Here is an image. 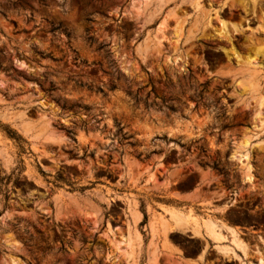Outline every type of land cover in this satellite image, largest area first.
I'll return each instance as SVG.
<instances>
[{"label":"rangeland","instance_id":"374dc122","mask_svg":"<svg viewBox=\"0 0 264 264\" xmlns=\"http://www.w3.org/2000/svg\"><path fill=\"white\" fill-rule=\"evenodd\" d=\"M263 28L264 0H0V264H241L172 215L264 252V58L225 53Z\"/></svg>","mask_w":264,"mask_h":264},{"label":"bare ground","instance_id":"6f19581e","mask_svg":"<svg viewBox=\"0 0 264 264\" xmlns=\"http://www.w3.org/2000/svg\"><path fill=\"white\" fill-rule=\"evenodd\" d=\"M218 21L220 23V26H217V29H219V30L222 29L223 31L228 32V26H227L226 21L221 17H218ZM176 25L177 26L180 25V20H176ZM261 31H262L261 34L264 38V28ZM255 46H254V48H255ZM257 46H259V45L257 44ZM260 46H261V44H260ZM251 50L252 49H250L249 51H242L229 38L227 40V43H226L225 53H226L229 61L233 63L232 65L240 67L242 65L245 66L248 64L249 65H255L258 62H260V60L262 58H264V47H262V46L256 47L254 51H251ZM244 66H243V68H241V71H240V69H239V71L240 72L243 71L245 73L248 72L247 74L251 75L250 71L248 70L251 66L246 70L244 69ZM247 67L248 66H246V68ZM236 69H238V68H236ZM236 69L234 68L232 70L236 71ZM239 71H237V72L239 73ZM247 74H245V77ZM247 76H249V75H247ZM249 77L253 78V76H249ZM241 78L244 79L243 77H241ZM242 79L240 80V78H239L240 81H238V80L235 81L236 82V84L234 85L235 90L233 92H236L238 95L239 94L241 95L242 93L247 92V89L245 87L248 85H246V84L251 82L253 85L250 83L249 86L252 89V86L254 87V83L256 82V81L247 80V78L245 81H243ZM241 81H243V82H241ZM246 81H250V82L247 83ZM243 83L245 84V86ZM256 85H257V87L260 88V86H259L260 84L258 85V83L256 82L255 87H256ZM250 87H247V88H250ZM261 88H263V87H261ZM254 89L252 91H249L250 93L252 92V95L253 94L255 95V96L253 95V99H252L254 101V104L251 103L252 101H250V103H251L250 106H252V111H253L252 115H253V123L255 124L254 127L257 130L261 131L262 129H264V101H263L264 96L261 97L262 95L259 93V91L256 88H254ZM247 93H246V95H247ZM249 94H248V97L249 96L251 97L252 95H249ZM254 98H255V100H254ZM27 123L28 122H25L24 124L22 123L23 129L27 133H31L35 136L39 135L45 129V128H43V130H42V126L45 127V125H42L41 123H40L41 125L39 124L40 126H38V125L36 126L37 128H35V127L33 128L32 126H30L31 123H29L30 125ZM250 143H251L250 137H248L247 135L245 138L237 141L236 144L234 145V149H233V151H234L233 152V158L237 159V161L239 162V164H240L239 167H241L240 169L242 170V174H243V177L245 179V182H248L252 185L255 183L256 177H255V172H254V169L252 166L253 160L251 158V149H254V148H252ZM258 146H259V151L264 153V142H260V144ZM258 154H260V153H258ZM261 190L263 191L262 195H264V189H261ZM171 218L173 219L174 224L177 228H180V227L183 228V227L188 226L187 227V228H189L188 230H190V232H192V234L194 236L202 238L206 242H211L213 244V248L215 249V251L219 255L223 256L224 258L238 260V261H240L241 264H264V252L260 251L259 249H250V247L241 239L240 233L238 232V230L235 229L234 227L230 226V225H226L223 222L221 223L220 221H216L213 219H204L201 222H196V223L193 222L190 225H187L186 224L187 222L184 219L178 217L177 215H172ZM151 254H152V256H154L156 258V252H155V254L151 252ZM250 257H253V259H254L253 262L249 260Z\"/></svg>","mask_w":264,"mask_h":264},{"label":"trees","instance_id":"16d2710c","mask_svg":"<svg viewBox=\"0 0 264 264\" xmlns=\"http://www.w3.org/2000/svg\"><path fill=\"white\" fill-rule=\"evenodd\" d=\"M10 137H13L12 132H7Z\"/></svg>","mask_w":264,"mask_h":264},{"label":"crops","instance_id":"0c3cea01","mask_svg":"<svg viewBox=\"0 0 264 264\" xmlns=\"http://www.w3.org/2000/svg\"><path fill=\"white\" fill-rule=\"evenodd\" d=\"M221 223H222V222H221ZM238 232H239V231H238ZM239 233H240V232H239ZM240 237H241V236H240ZM250 258L254 261L253 257H250ZM249 260H250V259H249ZM253 261H252V262H253Z\"/></svg>","mask_w":264,"mask_h":264}]
</instances>
